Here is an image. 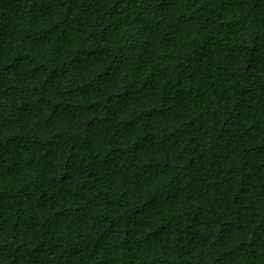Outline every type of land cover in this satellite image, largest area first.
I'll return each instance as SVG.
<instances>
[{"label":"trees","instance_id":"16d2710c","mask_svg":"<svg viewBox=\"0 0 264 264\" xmlns=\"http://www.w3.org/2000/svg\"><path fill=\"white\" fill-rule=\"evenodd\" d=\"M0 264H264V0H0Z\"/></svg>","mask_w":264,"mask_h":264}]
</instances>
